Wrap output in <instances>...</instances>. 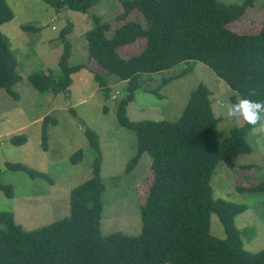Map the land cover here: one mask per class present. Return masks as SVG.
<instances>
[{
    "label": "trees",
    "instance_id": "trees-1",
    "mask_svg": "<svg viewBox=\"0 0 264 264\" xmlns=\"http://www.w3.org/2000/svg\"><path fill=\"white\" fill-rule=\"evenodd\" d=\"M256 0L225 5L220 0H121L117 16L123 23L113 29L111 21L91 14L93 26L85 33L89 60L98 64H71L73 22L61 31L63 51L58 70H40L28 78L39 92L54 98L70 93L73 75L89 69L110 98L109 77L127 82L125 95L117 105L119 124L137 135L136 154L128 161L131 173L144 154L152 157V178L147 197L141 206V233L129 236L120 232H102L103 156L100 136L85 130L94 155L91 176L70 193L69 215L46 226L25 230L10 211H0V264H264V249L253 253L245 242L254 238L252 227L240 230L236 217L247 210L246 204L214 198L212 181L218 165L236 166L235 158L251 151L248 134L264 114V21L257 34H241L228 25L243 17ZM57 13L65 8L88 13L99 0H46ZM137 12L141 18L130 20ZM15 18L7 0H0V90L15 100L20 95L13 86L22 80L18 60L1 27ZM24 30L38 31L33 26ZM113 29V31H112ZM144 40L137 54L123 57L119 50ZM200 61L233 90L232 103L239 99L246 112L245 122L232 129L222 144L217 140L219 119L214 113L212 92L201 83L190 93L178 120L132 121L128 106L135 92L144 88L141 76L175 68L183 63ZM193 70L188 66L177 75L163 79V84ZM160 88V87H159ZM158 89L149 90L158 94ZM107 112L108 107H104ZM75 113V111H73ZM58 121L44 117L41 145L48 150L49 126ZM14 145L27 143L26 135L10 138ZM84 150L71 156V162L83 160ZM6 167L23 171L31 178L54 183L47 173L23 163L6 162ZM1 172V167H0ZM242 192L264 193V179ZM0 192L14 197L12 184H0ZM216 214L226 238L211 232Z\"/></svg>",
    "mask_w": 264,
    "mask_h": 264
},
{
    "label": "rangeland",
    "instance_id": "rangeland-1",
    "mask_svg": "<svg viewBox=\"0 0 264 264\" xmlns=\"http://www.w3.org/2000/svg\"><path fill=\"white\" fill-rule=\"evenodd\" d=\"M15 18L1 27L8 37L18 60V71L22 80L13 86L20 95L12 98L0 90V184H12L14 197L0 192V211H10L25 230H34L69 215L71 191L91 176L94 155L89 146L85 130L90 128L100 136L103 156L102 178L106 185L103 194L104 212L102 232L105 235L120 232L129 236L141 233V206L144 203L152 178V157L146 153L139 165L129 174L127 163L136 154L137 135L119 124L117 105L125 95L127 82L116 76L109 77L112 90L110 98L94 78L92 71L84 69L73 75L70 93L54 98L39 92L31 84L29 76L40 70H58V61L63 51L60 33L73 22L75 30L68 36L73 42L71 64L88 63L91 69H99L89 60L84 33L91 14L111 21L113 29L123 21L116 18L122 9L121 0H99L88 13L75 12L68 8L59 13L46 0H7ZM223 4H241L244 0H220ZM141 18L137 12L130 20ZM264 21V0H256L254 7L241 18L228 25L241 34H257ZM33 26L38 31L24 30ZM112 29V31H113ZM87 30V29H86ZM63 44V43H62ZM139 39L132 45L120 48L123 57L137 54L144 47ZM192 66L186 75L163 84V79L177 75ZM144 88L135 92L128 106V117L132 121H176L181 116L196 87L203 83L212 92L214 113L219 119L217 140L222 144L236 126L245 122V108L238 99L232 103L233 90L206 64L200 61L183 63L175 68L155 74L141 76ZM160 87V88H159ZM158 94L149 90L158 89ZM108 107V111L104 107ZM75 111V113L73 112ZM58 121L49 126L48 150L41 145V129L44 117ZM26 135L27 143L14 145L10 138ZM247 143L251 151L235 158L236 166L218 165L212 186L214 198L246 204L247 210L236 217L240 230L252 227L254 238L245 242V249L256 253L264 249V193L242 192L239 187H252L264 179V114L260 123L248 134ZM84 150L83 160L71 162V156ZM6 162L23 163L47 173L54 182L44 178H31L23 171L6 167ZM211 232L220 239L226 238L224 227L216 214L212 215Z\"/></svg>",
    "mask_w": 264,
    "mask_h": 264
},
{
    "label": "crops",
    "instance_id": "crops-1",
    "mask_svg": "<svg viewBox=\"0 0 264 264\" xmlns=\"http://www.w3.org/2000/svg\"><path fill=\"white\" fill-rule=\"evenodd\" d=\"M88 18H89V17H88ZM88 18L84 21L85 23H86V21H87V23H86V24H87V27H86L87 30L85 29L86 32H87L88 30H90V29L92 28V26H93V22H91L90 20H88ZM75 27H76V25H75ZM75 27H74V28H75ZM74 30H75V29H74ZM86 32H85V33H86ZM73 33H74V32H73ZM85 33H84V35H85ZM69 38H71V37H69ZM85 40H86V39H85ZM62 45H63V44H62V42H61L58 46L61 47ZM86 70L89 71V69H84V71H86ZM89 72H90V71H89ZM90 73H91V72H90ZM123 82H124V81H123ZM42 172H43V171H42Z\"/></svg>",
    "mask_w": 264,
    "mask_h": 264
}]
</instances>
